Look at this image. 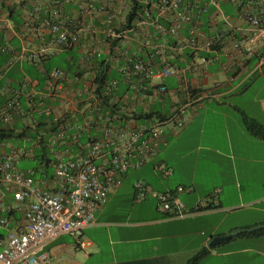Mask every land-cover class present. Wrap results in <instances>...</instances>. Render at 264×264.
Instances as JSON below:
<instances>
[{"label":"crops","instance_id":"0c3cea01","mask_svg":"<svg viewBox=\"0 0 264 264\" xmlns=\"http://www.w3.org/2000/svg\"><path fill=\"white\" fill-rule=\"evenodd\" d=\"M86 1L89 0L65 1L61 17L66 26L80 32V43L54 48L43 60H32L22 55L23 50L48 43L49 29L30 16L33 0H0V20L4 24L0 41L11 49L8 53L0 50V85L36 93L34 101L21 98V109L13 112L10 121L0 120V128L23 133L18 140L1 142L0 147L25 151L18 168L22 160L34 161L32 169L20 170L35 178L46 177L50 187H54V159L45 146L53 127L38 115L36 108L54 105L57 113L70 123L81 122L84 109L78 89L90 87L96 81L98 58L123 76L127 55L145 56L163 42L167 48L156 63L180 68L182 72L166 78L169 92L164 101L145 102L136 111H162L170 116L183 105L187 121L166 123L157 152L146 164L130 170L140 171L133 175L131 191L124 186L129 171L122 185L110 193L92 224L79 234H61L45 245L43 250L49 258L43 264H186L203 248L209 254L199 264H264V235L239 234L240 230L264 224V139L252 135L243 121L245 115L264 125V63H260L257 55L234 57L233 46L227 40L220 57L211 53L208 62L198 70H189L188 27L179 37L160 31L156 19L166 29L171 25L170 20L159 16L156 5L160 0H154L148 7L151 12L148 26L138 25V20L134 26L127 21L133 12V2L144 9L145 0H90L105 6V12L95 16L83 12ZM137 12L144 16V10ZM109 15L116 31L123 35L116 37L119 40L104 32V20ZM225 18L235 25H245L235 6L223 3L220 9L211 6L203 15L202 28L207 35H213L225 29ZM95 49L101 52L100 56H91ZM53 68L69 73L64 81L67 91L64 101L50 97L45 72ZM128 88L123 79L117 90L121 99ZM3 101L0 100V105ZM128 106L132 108V104ZM122 112L127 123H133L128 107ZM24 141L31 146L14 144ZM81 142L86 145L85 134ZM72 150L86 151L77 145ZM159 163H164L172 173L163 177L157 169ZM138 181L148 191L172 193L185 204L186 214L169 217L151 194L136 200ZM4 214L11 217V222L8 227L0 226L2 245L10 229L21 231L27 223L24 211L17 208L5 186L0 190V215ZM228 235L229 239L210 246L214 237Z\"/></svg>","mask_w":264,"mask_h":264},{"label":"built area","instance_id":"2783aa9c","mask_svg":"<svg viewBox=\"0 0 264 264\" xmlns=\"http://www.w3.org/2000/svg\"><path fill=\"white\" fill-rule=\"evenodd\" d=\"M65 1L33 0L29 14L38 19L41 27L49 29L51 39L37 48L24 49L22 55H28L32 60H43L54 48L80 43V32L70 29L61 18ZM223 3L234 5L245 25H235L225 18V29L209 36L202 28V17L211 6L220 9ZM152 4L154 0L144 1V16L137 21L138 25H149L151 12L148 7ZM156 7L159 16L170 20L171 24L166 29L156 19L155 24L160 31L179 37L183 28L188 27L186 44L191 57L189 70H198L208 62L210 53L215 58L220 57L221 47L227 40L233 46L234 57L257 55L260 63H264V0H160ZM83 12L95 16L104 13L105 6L89 0L85 2ZM3 27L0 20V31ZM104 32L108 37H123L116 31L111 15L104 20ZM166 48L167 44L163 42L155 45L154 50L161 54ZM0 50L8 53L11 49L0 41ZM100 55L98 49L91 53L92 57ZM122 72L129 87L122 99L117 94L120 83L117 78L109 79L103 90L98 89L99 83L96 81L90 87L78 89L84 109L81 122L70 123L57 113L54 105H39L36 108L38 115L53 127L45 146L54 159V187H50L48 178H35L18 168V161L25 151L13 148L3 150L0 147V190L6 187L27 219L23 230L10 229L4 244H0V264L45 263L49 258L43 250L45 245L61 234H79L92 224L110 193L122 185L124 176L131 169L146 164L157 152L158 139L165 124L173 120L180 123L187 121L183 105L175 108L169 117L133 118V123H127L122 112L124 107L132 112L145 102L164 101L169 92L166 78L179 76L182 72L180 68L157 64L154 59L127 55ZM45 74L50 97L66 100L64 81L69 73L61 68H53ZM24 96L34 101L36 93L0 85V100H4L0 105L1 121H10L13 112L20 111ZM128 104H132L131 109ZM71 129H75V132H71ZM83 134L86 135L85 146L81 142ZM73 145L86 151L74 153ZM157 169L163 177L172 173L164 163H159ZM135 188L136 200L153 195L160 209L169 217L182 216L187 212L185 204L170 192L148 191L142 181L136 182ZM10 222V216L0 215V226L8 227Z\"/></svg>","mask_w":264,"mask_h":264},{"label":"trees","instance_id":"16d2710c","mask_svg":"<svg viewBox=\"0 0 264 264\" xmlns=\"http://www.w3.org/2000/svg\"><path fill=\"white\" fill-rule=\"evenodd\" d=\"M133 3H134L133 4V12L129 15L127 21H128L129 25H131L133 22V26H134V24L136 23V20H142L143 13L142 14L138 13L137 9H140L143 11V9H142L143 6L140 5L138 2H135V1ZM202 19H203V17H202ZM210 35L211 34H209V36ZM115 40H119V38H116ZM139 57H142V58L147 59V60L154 59L155 62L157 60H159V61L161 60V54H158L155 51L153 53L148 52L145 56L141 55ZM95 70L97 71L96 72V74H97L96 81H98V83H99V85H98L99 90H103L105 88V83L109 79H111V77L118 78L119 82H122V80L124 79V75L122 76L119 72L111 70L110 64L109 63L106 64V61H104L102 58L101 59L98 58ZM130 115L132 118H136L137 120L148 119V118L155 117V116L160 117V118L169 117L168 115L167 116L164 115V113H162V111H155V110H152L150 112L132 111L130 113ZM243 121H244V124H245L247 130L252 135H254L257 138L264 139V125L263 124L257 122L256 120H254L252 118H249L245 115H243ZM22 135H23V133L16 134L13 130L0 128V143L3 141L11 140V139L18 140L21 138ZM47 161L49 162L50 160L47 159ZM247 232H250L251 234H254V235H264V224L258 225L256 227H254L253 229L240 230L239 234H245ZM208 254H209V250L207 248H203V249L199 250L198 252H196L192 257H190L186 264H199V262L201 260H203V258H205Z\"/></svg>","mask_w":264,"mask_h":264},{"label":"rangeland","instance_id":"374dc122","mask_svg":"<svg viewBox=\"0 0 264 264\" xmlns=\"http://www.w3.org/2000/svg\"><path fill=\"white\" fill-rule=\"evenodd\" d=\"M65 56L68 54L67 52L64 53ZM158 108V107H155ZM15 145L21 146V147H30L31 144L27 141H24L23 143H16L14 142ZM20 169L24 170L25 168H33L35 166V162L31 161V160H22L19 163ZM24 168V169H23ZM140 171L138 170H132L129 172L128 177L126 178L125 182H124V186H126L130 191L133 185V175H138ZM141 178H143L141 176ZM131 200L133 201V199L131 198ZM148 200H153L152 198H149Z\"/></svg>","mask_w":264,"mask_h":264},{"label":"water","instance_id":"95a60500","mask_svg":"<svg viewBox=\"0 0 264 264\" xmlns=\"http://www.w3.org/2000/svg\"><path fill=\"white\" fill-rule=\"evenodd\" d=\"M230 237H231L230 235H228V236H216L211 240L210 246H214L220 242H223V241L229 239Z\"/></svg>","mask_w":264,"mask_h":264}]
</instances>
